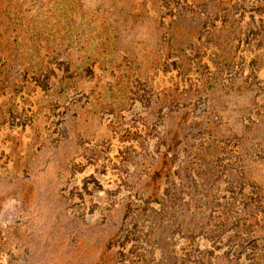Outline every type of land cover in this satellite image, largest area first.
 <instances>
[{
    "label": "rangeland",
    "instance_id": "374dc122",
    "mask_svg": "<svg viewBox=\"0 0 264 264\" xmlns=\"http://www.w3.org/2000/svg\"><path fill=\"white\" fill-rule=\"evenodd\" d=\"M0 264H264V0H0Z\"/></svg>",
    "mask_w": 264,
    "mask_h": 264
}]
</instances>
